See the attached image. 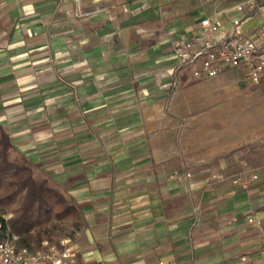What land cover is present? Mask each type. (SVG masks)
Listing matches in <instances>:
<instances>
[{
    "label": "crops",
    "instance_id": "1",
    "mask_svg": "<svg viewBox=\"0 0 264 264\" xmlns=\"http://www.w3.org/2000/svg\"><path fill=\"white\" fill-rule=\"evenodd\" d=\"M160 5L0 0L10 159L79 208L72 264H264V118L248 131L203 128L223 120L197 110L206 89L242 81L232 69L216 80L175 74L173 41L208 15L189 24ZM251 172L259 181L246 190L213 178Z\"/></svg>",
    "mask_w": 264,
    "mask_h": 264
},
{
    "label": "built area",
    "instance_id": "2",
    "mask_svg": "<svg viewBox=\"0 0 264 264\" xmlns=\"http://www.w3.org/2000/svg\"><path fill=\"white\" fill-rule=\"evenodd\" d=\"M232 15L225 18L203 16L197 20L190 36L181 35L172 43L177 60L174 73L192 80L215 78L226 69L244 73L251 85L264 82V3L256 0H239ZM257 18L255 19V17ZM255 20L254 26L247 22ZM172 178L179 179L176 173ZM213 178L230 183L239 190H246L259 181V174L236 173L229 177L220 173ZM4 218V217H3ZM4 220H6L4 218ZM250 224L258 220L247 219ZM19 237L2 232L0 225V264H72L73 240L63 236L56 240L44 239L35 249L16 245ZM242 261H247L242 257Z\"/></svg>",
    "mask_w": 264,
    "mask_h": 264
},
{
    "label": "trees",
    "instance_id": "3",
    "mask_svg": "<svg viewBox=\"0 0 264 264\" xmlns=\"http://www.w3.org/2000/svg\"><path fill=\"white\" fill-rule=\"evenodd\" d=\"M12 146L0 126V211L15 205L11 218L0 214L1 231L19 237L16 245L35 249L44 239H51V228L68 222L71 228L80 225L81 213L62 191L35 175L23 158L10 159Z\"/></svg>",
    "mask_w": 264,
    "mask_h": 264
},
{
    "label": "rangeland",
    "instance_id": "4",
    "mask_svg": "<svg viewBox=\"0 0 264 264\" xmlns=\"http://www.w3.org/2000/svg\"><path fill=\"white\" fill-rule=\"evenodd\" d=\"M258 4L264 3V0H256ZM239 0H161V9L167 14H173L176 18L187 20L191 24L192 17L199 13H204L208 16H215L224 18L225 15L229 16L233 13V7ZM257 16L255 17V19ZM190 21V22H189ZM247 26H254L255 20L246 23ZM236 77L242 81L240 88L231 89L227 88L223 91L216 88L215 84L209 86L206 90L209 93L206 104L197 109L200 111L210 113L223 114V120L215 119V116L209 117V125L203 127L205 130L216 131L221 122L238 124L234 127L235 130L248 131L252 130L256 124L264 118V82L259 85H248L245 83L246 78L244 73H236ZM233 76L234 79H236ZM220 76L208 80H216ZM190 79V78H189ZM192 80V79H191ZM228 80H231L229 77ZM192 111H195L193 109ZM232 129L230 125H224ZM264 146V145H263ZM194 170V169H193ZM198 170V169H195ZM15 205L5 207L0 211L2 217L6 220L12 217ZM58 225L55 229L51 228V239L56 240L63 236L70 237L69 223L65 222ZM68 223V224H67Z\"/></svg>",
    "mask_w": 264,
    "mask_h": 264
}]
</instances>
